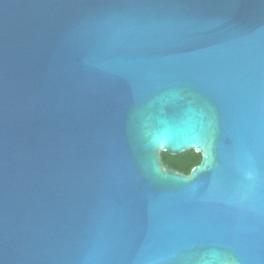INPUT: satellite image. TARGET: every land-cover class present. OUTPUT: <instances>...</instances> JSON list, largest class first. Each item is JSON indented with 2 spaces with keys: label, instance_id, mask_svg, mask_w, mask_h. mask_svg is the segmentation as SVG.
<instances>
[{
  "label": "water",
  "instance_id": "95a60500",
  "mask_svg": "<svg viewBox=\"0 0 264 264\" xmlns=\"http://www.w3.org/2000/svg\"><path fill=\"white\" fill-rule=\"evenodd\" d=\"M0 264H264V0H0Z\"/></svg>",
  "mask_w": 264,
  "mask_h": 264
},
{
  "label": "trees",
  "instance_id": "16d2710c",
  "mask_svg": "<svg viewBox=\"0 0 264 264\" xmlns=\"http://www.w3.org/2000/svg\"><path fill=\"white\" fill-rule=\"evenodd\" d=\"M200 160V155L192 151L177 156L162 154V161L167 167L183 174H188L191 168L199 164Z\"/></svg>",
  "mask_w": 264,
  "mask_h": 264
}]
</instances>
